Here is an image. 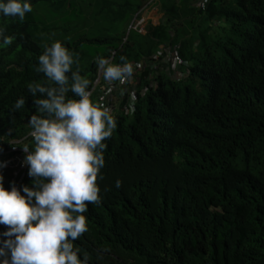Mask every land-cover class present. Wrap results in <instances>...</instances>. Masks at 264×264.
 I'll return each instance as SVG.
<instances>
[{"label": "trees", "instance_id": "trees-1", "mask_svg": "<svg viewBox=\"0 0 264 264\" xmlns=\"http://www.w3.org/2000/svg\"><path fill=\"white\" fill-rule=\"evenodd\" d=\"M73 1L30 0L23 21L0 14L4 34L14 36L0 47V161L31 131L36 106L27 85L46 80L35 71L45 44L60 40L79 54L88 90L98 77L95 57L122 63L123 56L136 69L160 43L171 45L189 74L175 79L161 67L145 91L138 72L133 110L125 99L110 112L116 128L102 141L100 203L88 204L87 231L73 245L87 264H264V0H208L199 8L194 0H159L173 32L149 24L144 34L129 21L148 0H103L95 15L110 16L112 34L99 38L78 34L93 29L86 7L76 25H59L57 12L66 22ZM20 97L25 103L15 109ZM90 100L100 104L98 90ZM20 144L31 151L34 140ZM11 173L2 177L5 188ZM32 179L26 169L18 189Z\"/></svg>", "mask_w": 264, "mask_h": 264}, {"label": "clouds", "instance_id": "clouds-1", "mask_svg": "<svg viewBox=\"0 0 264 264\" xmlns=\"http://www.w3.org/2000/svg\"><path fill=\"white\" fill-rule=\"evenodd\" d=\"M196 2H193L195 8H199ZM155 4H158L157 8ZM146 9L149 11L146 12ZM31 11L30 0H0V14L5 17L23 21L25 14ZM151 12L162 13V21L154 24L148 17L144 30H140L137 20ZM134 15L129 29L144 34L149 24H162L173 32L170 17L161 10L159 0L154 3L148 0ZM13 39L14 36L4 34L3 27H0V47L10 44ZM160 45L178 52V48L160 43L157 51L145 58L139 67L136 65V69L123 56L120 57L122 63L111 62L113 56L109 60L95 57L100 83H94L91 90H88L89 79L79 72L78 53L60 40L43 46L35 71L43 73L46 80L27 85L36 106L27 121L34 146L30 151L27 145L23 147L19 143L25 153L21 163L27 165V175L33 178L32 187L25 184L18 189L19 185L11 184L10 188H5L2 177L7 168L0 175V225L6 226L0 232V237H4L0 239V264H87V254L74 247L73 241L87 231L83 213L88 204L100 203L96 180L104 165L103 149L106 145L102 141L110 137L116 128V120L110 113L114 109L112 105L118 102V107L120 103L122 106L125 99L129 103L130 92H135L134 86L140 82L138 72L146 74L148 84L143 88L145 91L149 86L156 85L155 75L161 67L175 79L189 74V62L184 61L179 52V70L169 69V62L163 58L152 73L145 69L148 61L160 51ZM74 64H77L75 70ZM130 79L129 84L133 87L127 84L117 90L111 98V111L90 100L96 90L100 97L101 83L115 81L122 84ZM69 91L72 97L66 96ZM24 103L23 97L17 98L13 107L19 109ZM7 161H0V169ZM119 185L120 181L116 180L115 186Z\"/></svg>", "mask_w": 264, "mask_h": 264}, {"label": "built area", "instance_id": "built-area-1", "mask_svg": "<svg viewBox=\"0 0 264 264\" xmlns=\"http://www.w3.org/2000/svg\"><path fill=\"white\" fill-rule=\"evenodd\" d=\"M152 3L155 2V0H151ZM207 0H197L196 6L201 7L203 6ZM149 9H146V12H148ZM145 17L137 20V26L140 30H144L143 25H145L146 21L149 20L150 14L144 15ZM154 21V19L151 17ZM156 21L160 22V20L155 19ZM168 20V19H165ZM162 21V20H161ZM167 23V22H166ZM164 57H162V55ZM167 60L169 62V69L172 71L179 70V66L181 64V59L179 58L178 52L176 50H173L171 47H166L164 45H160V51L156 53L153 56V60L148 61L146 64L145 69L150 70L151 73L158 68L159 64L161 63V59ZM183 75V73H181ZM131 81L127 80L125 83H119V82H104L99 85V93H100V104L106 106L111 111V98L116 94L117 90L127 84H129ZM97 85L100 83V78H98L95 82ZM91 93V91H89ZM135 92L131 91L129 95V103L128 108L133 110L134 104H135ZM26 137H31L30 132L21 139H16L12 141V146L6 151V155H10V159L7 161V164L0 169V175H3L6 168H10L12 170L11 173V181L10 184H14L16 187L24 180L26 176V169L27 165H22V160L25 155V153L22 151V147L19 145L21 141H23ZM29 150V149H28Z\"/></svg>", "mask_w": 264, "mask_h": 264}, {"label": "rangeland", "instance_id": "rangeland-1", "mask_svg": "<svg viewBox=\"0 0 264 264\" xmlns=\"http://www.w3.org/2000/svg\"><path fill=\"white\" fill-rule=\"evenodd\" d=\"M100 1L101 5L98 7H95V2ZM106 1V3H109L110 0H104ZM123 1V0H121ZM72 3V7H74L73 9V13H71V15L73 17H70V15L67 16V21H63L64 18L61 17V12H55L56 16H57V20L59 21V25L66 27L67 25H76V23L78 22V20H80L82 17H84L82 15L83 11H80V8H84L86 7L87 12L92 14V17L90 18V24L93 26L91 32H88L87 29L84 28H79L78 29V34L80 35H87L88 37H103L106 35H110L112 34V31H110L109 27H110V23H112V21H110V16H107L105 14H101L96 16V12L99 9V7H101L103 5V0H74ZM41 11L43 12V9H41ZM62 11H66L68 12V10L63 9ZM106 11V9H105ZM40 12V11H39ZM40 12L41 16L43 17L44 14L47 15L48 13H51L50 11L46 10L44 12V14ZM96 44H98L97 42H95ZM106 44H101L99 43V47L103 46L105 47ZM90 48H94L95 45H89ZM118 104V102L115 103V105H112V108L115 107Z\"/></svg>", "mask_w": 264, "mask_h": 264}, {"label": "crops", "instance_id": "crops-1", "mask_svg": "<svg viewBox=\"0 0 264 264\" xmlns=\"http://www.w3.org/2000/svg\"><path fill=\"white\" fill-rule=\"evenodd\" d=\"M132 2L136 3V2H140V1H139V0H132ZM147 2H148V1H146L145 4H147ZM145 4H144V5H145ZM155 5H156V8H157L158 4H155ZM134 16H135V15H132V16L130 17V21H129V22H131V21L133 20ZM150 17H152V18L154 19V21H153L154 24H158V23H160V22L156 21L155 19H156V17H157V19L161 21V20L163 19V14L160 13V12H159L158 14L155 13V12H151V13H150ZM129 24H130V23H129Z\"/></svg>", "mask_w": 264, "mask_h": 264}]
</instances>
